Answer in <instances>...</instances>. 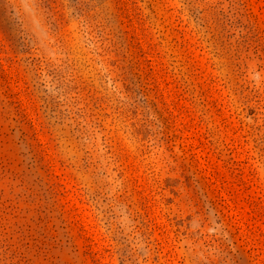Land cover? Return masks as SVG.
Instances as JSON below:
<instances>
[{
  "label": "rangeland",
  "instance_id": "obj_1",
  "mask_svg": "<svg viewBox=\"0 0 264 264\" xmlns=\"http://www.w3.org/2000/svg\"><path fill=\"white\" fill-rule=\"evenodd\" d=\"M0 264H264V0H0Z\"/></svg>",
  "mask_w": 264,
  "mask_h": 264
}]
</instances>
